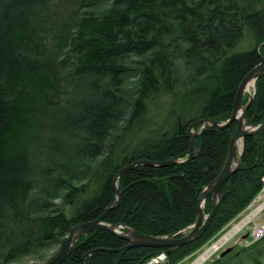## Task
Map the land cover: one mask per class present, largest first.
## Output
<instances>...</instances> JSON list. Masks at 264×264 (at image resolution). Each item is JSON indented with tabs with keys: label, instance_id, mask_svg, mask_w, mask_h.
<instances>
[{
	"label": "trees",
	"instance_id": "1",
	"mask_svg": "<svg viewBox=\"0 0 264 264\" xmlns=\"http://www.w3.org/2000/svg\"><path fill=\"white\" fill-rule=\"evenodd\" d=\"M245 38L250 46L237 48ZM260 57L264 0H0V264L58 249L70 226L113 203L121 166L183 159L188 124L226 120ZM243 118L250 126L264 120V71ZM198 126L191 158L122 170L114 178L118 201L102 221L150 236L182 234L196 218L199 192L224 163L236 123ZM48 131L52 147L35 158ZM238 164L199 238L121 248L122 238L95 228L59 264H142L160 252L161 264L177 263L258 193L264 131L243 136ZM210 203L208 194L205 213ZM205 264H264V235Z\"/></svg>",
	"mask_w": 264,
	"mask_h": 264
},
{
	"label": "water",
	"instance_id": "2",
	"mask_svg": "<svg viewBox=\"0 0 264 264\" xmlns=\"http://www.w3.org/2000/svg\"><path fill=\"white\" fill-rule=\"evenodd\" d=\"M264 71V58L260 57L259 62L253 66L240 80L233 104H232V109L230 112L229 117L224 120V121H214L210 118H201L198 119L194 122H191L188 124V136H189V146H188V152L187 155L180 160H174L172 158L167 159L162 162H156V163H151L143 159L135 160L130 163H127L120 168L117 169L113 176V188L115 191V199L113 203L107 207H105L102 212L95 217L92 220L84 221V222H79L75 223L72 226L69 227L67 230L66 235L64 236L62 242L60 243L56 253L51 256L47 261L41 263V264H59L65 257L70 245L75 241V239L86 233L87 231L95 228L99 229H104L120 238H122L126 243L123 247L121 248H130V247H157V248H164V247H176V246H181L183 244H187L201 236L205 228L207 227L209 221L211 220L215 208L219 202L220 199V186L221 184L226 180V178L232 174L239 166L238 164V154L241 151L238 152L235 151L234 144L237 139H240L241 141V146H242V138L245 135L249 134H254V133H259L264 131V120L261 121L260 123L254 125V126H249L246 125L244 122L243 114L245 111V108L249 104L252 94H253V88H254V79L256 76ZM252 80L251 84V92L247 93L244 90V87L247 83L248 80ZM246 92L247 98L246 101L242 104L241 103V97L243 93ZM240 110V115L239 118L236 117V111ZM232 121H235L236 126L235 129L229 138L228 141V147H227V154L224 160V163L220 169V171L217 173L215 178L206 186L202 188V190L199 192L197 196V215L194 220V222L183 229V233L180 235H174V236H150L147 234H142V233H137L133 229H130L126 227L125 225L122 224H108L102 221V218L105 214V212L113 207L119 197V193L117 192L116 184L114 182V178H116L122 170L126 168H130L133 165H136L138 163H147V164H170V163H180L183 162L189 158L192 157L193 155V136L198 132V131H193L192 126L193 124H198L197 130H201L205 127V125H214L218 128H222L230 124ZM210 195L211 198V203H210V209L207 213H204L203 208H200V203L203 204L204 198L206 195ZM122 228V230H120ZM246 235H241V239H243ZM231 249V246H227L223 250L220 251L218 256H222L223 254L229 252Z\"/></svg>",
	"mask_w": 264,
	"mask_h": 264
},
{
	"label": "rangeland",
	"instance_id": "3",
	"mask_svg": "<svg viewBox=\"0 0 264 264\" xmlns=\"http://www.w3.org/2000/svg\"><path fill=\"white\" fill-rule=\"evenodd\" d=\"M247 38V37H246ZM241 39L239 43L237 44V48L239 49H245L250 46L248 44L247 39ZM133 77H128L125 80V86L130 88L133 82ZM249 89V93H250ZM51 132H47V135L41 138L38 141V144L36 145L33 153L35 158L42 157V153L48 152L49 149L52 147V144L50 142V138L52 137ZM63 144L67 145L66 139L63 138ZM259 194L253 198V201L251 202V205L246 208H244L241 212H239L233 219H231L225 226H223L220 231L215 233L213 236H211L203 245H201L198 249L194 250L190 254L186 255L183 259L179 260L175 264H189L192 261H194L204 250L207 248L210 244L214 243L216 239H218L220 236H222L227 230H229L233 224L239 222L244 216L249 214L251 210H253L262 200L264 199V189L260 187ZM259 196V197H258ZM262 199V200H261ZM250 204V203H249ZM205 213V212H204ZM255 223L264 224V209H262L258 214L254 215L245 225H243L236 233H234L225 243L221 245L217 250H214L209 257L204 260L201 264L207 263L209 260H211L214 257H218L221 250L226 248L227 246H231L230 253L235 252L240 247L247 245L245 242L250 240V231L252 228V225ZM246 235L243 239H241V235ZM57 251V246H48L39 251V253L36 254H29L22 256L18 258L17 260L10 262L8 264H41L45 261H47L51 256H53Z\"/></svg>",
	"mask_w": 264,
	"mask_h": 264
},
{
	"label": "bare ground",
	"instance_id": "4",
	"mask_svg": "<svg viewBox=\"0 0 264 264\" xmlns=\"http://www.w3.org/2000/svg\"><path fill=\"white\" fill-rule=\"evenodd\" d=\"M254 81H255V79H254ZM251 84H252V80L250 79L247 81V83L244 87V90L247 93H249V89H251ZM246 92H244V93H246ZM250 92H251V90H250ZM241 99H242V97H241ZM235 115L237 118H239V115H240L239 109L236 111ZM234 147H235L236 152H238L240 150V147H241L240 139L236 140ZM262 181L264 182V178L262 179ZM251 202H250V204H248V207L251 205ZM255 206L256 207L253 210H251V212L249 214L244 216V218H242L239 222L233 224L229 230H227L222 236H220L218 239H216L214 243L210 244L207 248H205V250L194 261H192L189 264H201L204 260H206L214 250H217L219 247H221V245L223 243H225V241H227L234 233H236L243 225H245L254 215L258 214L262 209H264V199L262 200V202H260L259 204L255 205ZM199 207L203 208V204L200 203ZM120 230H122V228H120Z\"/></svg>",
	"mask_w": 264,
	"mask_h": 264
},
{
	"label": "built area",
	"instance_id": "5",
	"mask_svg": "<svg viewBox=\"0 0 264 264\" xmlns=\"http://www.w3.org/2000/svg\"><path fill=\"white\" fill-rule=\"evenodd\" d=\"M264 178V175L262 179ZM262 188L264 187V182L262 181ZM264 189V188H263ZM259 194V192H258ZM256 194L255 197L258 195ZM259 197V196H258ZM253 201V199H252ZM264 235V224L260 223H255L252 225L251 231H250V240L247 241L246 243H250L253 240H256ZM165 254L163 252H160L154 256H151L148 258L146 261H144L142 264H161L162 262L165 261Z\"/></svg>",
	"mask_w": 264,
	"mask_h": 264
}]
</instances>
